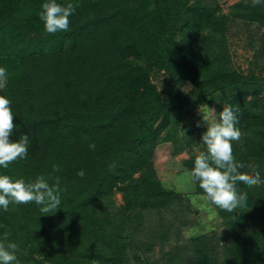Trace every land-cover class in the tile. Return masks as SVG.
Segmentation results:
<instances>
[{
	"label": "trees",
	"instance_id": "obj_1",
	"mask_svg": "<svg viewBox=\"0 0 264 264\" xmlns=\"http://www.w3.org/2000/svg\"><path fill=\"white\" fill-rule=\"evenodd\" d=\"M45 2L0 0V66L8 73L0 95L14 115L10 139L29 137L27 157L0 174L26 183L43 175L50 185L59 177L62 189L53 213L35 202L0 209V239L9 232L17 262L126 264L131 227L174 203L157 174L163 156L187 150L176 166L190 174L193 149L204 150L206 124L180 135L178 122L207 100L216 99L212 119L233 108L242 133L233 155L256 164L264 180V65L244 73L216 47L234 20L264 26V5L236 2L228 14L209 0H56L77 7L69 31L49 34L39 17ZM155 69L168 74L163 88L151 78ZM187 81L192 88L183 93ZM237 190L247 194L248 210L216 207L236 238L231 263L264 264V192L243 183ZM195 193L205 195L198 182ZM244 218L247 234L238 227ZM197 249L190 264H218Z\"/></svg>",
	"mask_w": 264,
	"mask_h": 264
},
{
	"label": "rangeland",
	"instance_id": "obj_2",
	"mask_svg": "<svg viewBox=\"0 0 264 264\" xmlns=\"http://www.w3.org/2000/svg\"><path fill=\"white\" fill-rule=\"evenodd\" d=\"M240 1L251 2L209 0L216 6L218 12L228 14L236 11L234 4ZM261 5L263 7L264 4ZM247 22L242 19L232 21L225 30L226 40H223L222 44L215 42V45L218 44L216 45L218 50L228 53L231 65L244 73L260 71L264 65V26H260L257 21ZM207 47L208 42H205L203 49ZM151 78L160 88L168 83V74L164 70H153ZM191 88L190 81L184 82L181 86L183 93ZM216 95L222 94L218 92ZM215 105V98L207 100L193 110L192 113L195 115L182 117L178 122L180 135L185 130H196V124H204L203 112L211 120L214 117L212 108ZM179 150L174 157H170L169 154H167L169 157L163 156L157 167V174L163 186L174 193L172 195L174 203L160 212L148 213L147 223L144 221L131 227L132 236L127 238L129 260L127 259L126 264H167L173 262L168 261L170 256H173L177 264H190L196 258L198 246H202L218 264H232L230 251L236 240L234 233L223 222L217 206L208 202L205 195L195 193V182L192 181L189 172L177 171L176 164L188 156L187 150ZM257 187L264 192V185ZM115 196L116 203L121 204V193L117 192ZM243 220L244 225L239 224L238 227L245 234L250 233L247 226L249 220L247 218Z\"/></svg>",
	"mask_w": 264,
	"mask_h": 264
},
{
	"label": "clouds",
	"instance_id": "obj_3",
	"mask_svg": "<svg viewBox=\"0 0 264 264\" xmlns=\"http://www.w3.org/2000/svg\"><path fill=\"white\" fill-rule=\"evenodd\" d=\"M251 4L255 7L264 4V0H251ZM76 7L72 3L58 4L56 0L43 3L39 17L45 31L49 34L69 31V17ZM7 81V69L0 66V89L6 87ZM203 114L207 130L202 133L200 143L204 150L193 149L198 154L195 155L190 177L192 181L198 182L206 200L218 208L228 212L248 210L247 194L238 193L237 184L253 187L264 184V180L261 179L256 164L239 162L233 155L232 141L238 142L242 136L237 127L238 117L229 105H225L215 119L209 120L204 112ZM13 117L9 99L0 95V166L5 169L10 163L26 158L28 153V135L23 134L15 141L10 139L15 128ZM88 147L93 151L96 149L94 142H90ZM116 167V162L108 164L109 171H115ZM245 168L248 171H241ZM52 170L59 171V165L53 164ZM77 175L83 178L85 173L81 169ZM61 191L59 177L50 185L43 175L26 183L23 179L13 180L8 175L0 174V209L7 212L10 204L35 202L41 206V213H53L60 207ZM9 235L5 231L0 239V264H17L18 261V245L9 241Z\"/></svg>",
	"mask_w": 264,
	"mask_h": 264
}]
</instances>
